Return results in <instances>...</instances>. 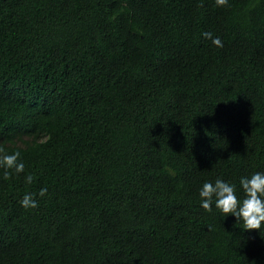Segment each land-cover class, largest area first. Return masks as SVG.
<instances>
[{"label": "trees", "instance_id": "16d2710c", "mask_svg": "<svg viewBox=\"0 0 264 264\" xmlns=\"http://www.w3.org/2000/svg\"><path fill=\"white\" fill-rule=\"evenodd\" d=\"M0 146V264H264L198 197L264 171V0H0Z\"/></svg>", "mask_w": 264, "mask_h": 264}, {"label": "clouds", "instance_id": "9594fccd", "mask_svg": "<svg viewBox=\"0 0 264 264\" xmlns=\"http://www.w3.org/2000/svg\"><path fill=\"white\" fill-rule=\"evenodd\" d=\"M228 0H215L216 6H224ZM202 37L210 40L212 45L222 47L223 42L219 36L212 32L201 33ZM25 171V163L21 159L19 151L7 152L0 146V174L8 179L13 175L18 176ZM24 182L31 184L33 175H24ZM239 191L242 196L237 195V184L217 177L215 181H205L198 189L199 205L206 211H212L213 207L222 214V218L229 214L236 222H240L244 230L260 229L264 222V171H256L250 175L239 177ZM48 192L46 187H41L37 193L27 192L18 201L24 209H34L38 206L35 196L44 197Z\"/></svg>", "mask_w": 264, "mask_h": 264}]
</instances>
